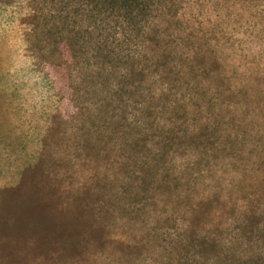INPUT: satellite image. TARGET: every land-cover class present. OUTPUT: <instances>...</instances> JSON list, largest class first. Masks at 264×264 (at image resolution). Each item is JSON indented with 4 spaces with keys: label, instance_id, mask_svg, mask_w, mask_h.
<instances>
[{
    "label": "rangeland",
    "instance_id": "obj_1",
    "mask_svg": "<svg viewBox=\"0 0 264 264\" xmlns=\"http://www.w3.org/2000/svg\"><path fill=\"white\" fill-rule=\"evenodd\" d=\"M150 2L0 0V264H264V0Z\"/></svg>",
    "mask_w": 264,
    "mask_h": 264
},
{
    "label": "trees",
    "instance_id": "obj_2",
    "mask_svg": "<svg viewBox=\"0 0 264 264\" xmlns=\"http://www.w3.org/2000/svg\"><path fill=\"white\" fill-rule=\"evenodd\" d=\"M87 4L86 6L87 7H91L93 10L94 8L96 9L97 12H100L101 16L103 15H106V16H109L107 12H115V9H119L118 13H120L121 11L124 12V11H129L130 10H135V11H138V14H141V13H146L147 11L150 10V5H151V2L150 0H86ZM98 4H101L104 5V7H99ZM106 4V5H105ZM98 8V9H97ZM88 10V9H87ZM90 10V11H91ZM108 10V11H107ZM89 11V10H88ZM132 12V11H130ZM127 15H122V14H117L116 15V19H115V27H114V30H115V35H114V40L117 41V42H128V40H132V35L130 34V31H126L127 28L129 27L128 25L124 26L121 22H127L125 20H128V18L126 16L130 15L129 12H126ZM121 33L122 34V39H118L117 38V34L118 33Z\"/></svg>",
    "mask_w": 264,
    "mask_h": 264
}]
</instances>
